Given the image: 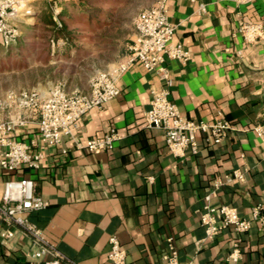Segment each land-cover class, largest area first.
<instances>
[{
	"label": "crops",
	"instance_id": "crops-1",
	"mask_svg": "<svg viewBox=\"0 0 264 264\" xmlns=\"http://www.w3.org/2000/svg\"><path fill=\"white\" fill-rule=\"evenodd\" d=\"M139 1L136 12L149 8L151 0ZM167 9L173 41L190 57L185 64L166 60L173 81L169 99L186 119L228 121L233 129L220 144L199 134L197 155L170 154L163 131L147 129L143 118L163 82L137 64L121 74L118 97L85 113L56 147L41 142L26 112L0 110V122L23 116L25 124L10 137L41 155L35 172L2 173L0 190L6 178L33 180L35 195L48 207L28 213L27 219L75 264H112L107 259L111 236L126 250V264H163L171 247L185 264H234L227 259L236 238L231 227L203 241L199 211L206 196L247 220L257 205L264 212V144L253 132L264 127V40L248 45L238 32L241 23L264 25V0H168ZM112 11L103 12L106 23H114ZM133 13L116 22L129 24ZM88 14L95 23L97 15ZM135 36L129 27L111 65L126 60ZM111 130L121 139L110 151L93 155L73 145L74 139L84 143ZM234 171L244 174L243 181H228ZM4 228L15 235L0 239V264L31 262L40 245L12 226ZM242 242V260L236 264H264V231L258 225ZM49 258L46 253L39 261Z\"/></svg>",
	"mask_w": 264,
	"mask_h": 264
},
{
	"label": "built area",
	"instance_id": "built-area-1",
	"mask_svg": "<svg viewBox=\"0 0 264 264\" xmlns=\"http://www.w3.org/2000/svg\"><path fill=\"white\" fill-rule=\"evenodd\" d=\"M54 0H0V38L6 48L13 46L21 35L20 25L28 24L35 15L34 3ZM168 0H152L149 8L138 12L132 19L136 32L134 41L128 47L126 60L107 70H101L91 76L88 88L83 93L78 90L65 91L62 85H52L46 92L33 91L7 92L0 96V110H18L26 112L31 120H35L37 133L41 142L50 148L56 147L62 138L73 134L78 121L89 110H101L103 105L119 95L117 86L121 74L129 68L139 65L145 72H155L163 82L150 102L149 110L143 115L147 129H160L164 133L165 142L170 154L182 158L186 154L197 155L199 144L197 136H205L207 140L220 144L230 132L232 125L224 120L214 123L193 121L184 118L179 109L169 99V88L173 81L164 64L166 60H174L185 64L189 61V53L173 41L174 26L170 23L167 9ZM58 11L55 12V16ZM57 24H59L57 22ZM238 32L245 44H253L264 40L262 23H241ZM25 119L20 114L9 115L0 122V175L15 174L19 169L36 171L40 167V153H31L30 146L22 141L13 140L10 135L18 126L24 125ZM254 135L264 144V127L256 126ZM121 135L111 130L102 138L88 139L81 143L73 140L78 150L93 155L110 151L114 143L120 141ZM244 174L234 171L229 182L243 181ZM0 190V239H12L14 231L4 228L12 226L32 238L41 250L32 256L27 264H75L61 252L44 241L41 232L29 222L27 214L48 207V202L34 193V181L27 177H11L3 180ZM207 195L206 204L199 211V223L204 231L203 241H213L225 228L231 227L236 234L227 259L236 264L240 262L241 245L253 224L264 231V212L260 205L254 207L250 220L239 216L235 208L227 205H213ZM201 244L200 242H197ZM110 249L107 259L112 264H126L127 252L121 248L116 236L108 240ZM50 258L39 261L44 254ZM163 264H185L178 260L173 247L165 257Z\"/></svg>",
	"mask_w": 264,
	"mask_h": 264
},
{
	"label": "rangeland",
	"instance_id": "rangeland-1",
	"mask_svg": "<svg viewBox=\"0 0 264 264\" xmlns=\"http://www.w3.org/2000/svg\"><path fill=\"white\" fill-rule=\"evenodd\" d=\"M107 1L112 4L107 5ZM109 1L34 3V18L28 24L20 25L21 35L16 43L6 48L0 38V96L10 91H33L37 88L41 92L50 85H62L65 91H84L93 74L117 66L119 61L115 65L110 63L117 58L122 37L129 33V27L134 28L131 23L138 13L136 7L140 1ZM107 6L115 12L109 15L114 23L116 18L122 20L134 11L129 24L106 23L105 17L112 10ZM93 7L98 11L93 13ZM88 10L97 15L95 23L89 20ZM56 11L59 24L55 27H66L64 36L45 23L48 16H55Z\"/></svg>",
	"mask_w": 264,
	"mask_h": 264
},
{
	"label": "trees",
	"instance_id": "trees-1",
	"mask_svg": "<svg viewBox=\"0 0 264 264\" xmlns=\"http://www.w3.org/2000/svg\"><path fill=\"white\" fill-rule=\"evenodd\" d=\"M98 11V9H93V13ZM58 18V17H57ZM58 19H56V16H48V19L46 20V25L55 27L57 25ZM56 32L59 33L60 35L64 36L66 34V27L60 26V28L55 27Z\"/></svg>",
	"mask_w": 264,
	"mask_h": 264
}]
</instances>
